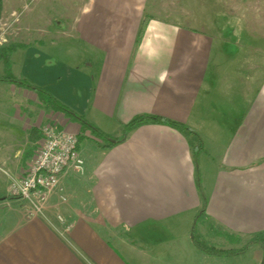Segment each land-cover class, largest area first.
Listing matches in <instances>:
<instances>
[{"label":"crops","instance_id":"obj_1","mask_svg":"<svg viewBox=\"0 0 264 264\" xmlns=\"http://www.w3.org/2000/svg\"><path fill=\"white\" fill-rule=\"evenodd\" d=\"M146 2L92 0L69 39L37 40L14 53L15 76L116 141L83 131L36 90L0 85L12 95L13 111L0 127L1 166L20 157L23 174L34 154L27 155L35 145L32 129L50 116L40 118L17 96L51 109L52 118L82 134L78 147L86 161L85 174L68 170L56 189L75 188L68 206L53 192L44 215L28 216L14 204L18 199L0 198V264H262L260 246L249 257L258 245L241 254H208L194 244L193 228L203 204L199 173L207 205L196 230L206 221L240 238L264 231V73L256 77L223 40L158 18L137 43ZM140 115L197 131L204 143L199 171L189 138L177 128L145 123L126 134ZM84 137L96 143L85 147Z\"/></svg>","mask_w":264,"mask_h":264},{"label":"rangeland","instance_id":"obj_2","mask_svg":"<svg viewBox=\"0 0 264 264\" xmlns=\"http://www.w3.org/2000/svg\"><path fill=\"white\" fill-rule=\"evenodd\" d=\"M91 2L92 0H3L0 16V48H8L12 44L26 45L17 47L12 52L11 71L13 72L14 53L18 51L17 54H19L21 49L28 48L27 43L59 37H62L64 41L69 39L73 33V23L78 15L91 5ZM144 14L151 19L169 21L207 33L216 40H223L227 44L224 49L237 53L241 58V63L250 62L248 66L250 71L257 74L256 77L264 73V0H147L144 5ZM66 46H68L67 43L63 42L60 48L67 49ZM5 69L4 61L0 60V75L5 73ZM6 83L8 82H0V85ZM2 93L0 92V127H5L4 122L13 114L11 104L8 103V97L12 95ZM16 99L27 109L32 108L39 113L40 118H43L45 113L50 114L44 121H41L38 127L40 137L35 143V153L43 138V127L54 122L59 123L60 118H52L51 109L41 104H31L21 96H17ZM62 127L77 133L64 125ZM95 143L92 139L83 138L85 147ZM17 165H21L20 157L10 159L7 165H0L1 199H5L6 196L15 197L10 193V184L12 178L18 177L23 170ZM74 189L69 192L64 189L62 193L60 190L54 191L62 206L65 204L68 206L71 203V197L76 196ZM60 193L66 198L69 196L70 199L63 201L59 198ZM12 199H18V202L14 203L17 207H25L19 198ZM201 223L202 225H199L195 231L198 237L210 245L239 248L249 239L238 237L241 239L240 243L231 242L224 235L225 232L214 227L210 222L202 221ZM232 238L234 240L237 237L232 236ZM255 250H260V247L252 249L249 257H254L257 253Z\"/></svg>","mask_w":264,"mask_h":264},{"label":"built area","instance_id":"obj_3","mask_svg":"<svg viewBox=\"0 0 264 264\" xmlns=\"http://www.w3.org/2000/svg\"><path fill=\"white\" fill-rule=\"evenodd\" d=\"M79 143V134L66 130L59 123L43 127L42 141L26 170L12 178L10 184V193L23 202L28 216L44 215L50 196L68 170L85 174L86 161ZM61 199L67 200L62 194ZM59 220L66 231L71 229V224L63 216L59 215Z\"/></svg>","mask_w":264,"mask_h":264},{"label":"trees","instance_id":"obj_4","mask_svg":"<svg viewBox=\"0 0 264 264\" xmlns=\"http://www.w3.org/2000/svg\"><path fill=\"white\" fill-rule=\"evenodd\" d=\"M2 7H3V0H0V16H1ZM150 19L151 18H148L146 14L144 15L142 22H141V25H140V29L138 30L139 32H138V36H137V43H140V41L142 40L143 35L145 33V30L147 28V25H148ZM25 46H26L25 44H12L8 48H0V60L4 61L5 68H6L5 73L0 75V82L16 83L19 86L36 90L38 92V94L40 95L41 100L47 106L51 107L55 111L63 112L67 116H70L71 118L75 119L77 122H79L81 124L83 131L88 130L95 137L105 138L106 140L110 141L111 138L109 136H107L105 133H103V131H101L98 127L91 124L90 122H87V119L83 115L76 113L75 111L71 110V108H69L67 105L60 102L56 98H54L44 88L35 85L34 83H32L27 78L17 77L13 74V72L11 71V67H12L11 55H12V52L14 50H16L17 47H25ZM145 123H163V124H167V125H170L172 127H175L178 130H180L181 132H183L189 138V143L192 146V149L194 152L193 155L195 156V162H196V166H197L196 168H197V171H199L198 158H199V154L202 151H204V143H203L202 137L200 136V134L197 131H195V130H193V128H191L185 124L179 123L177 121L161 118L158 116L152 117L149 115H140V116H137L134 119H132V121L126 126V129H125L126 132L125 133L127 134L128 131L133 130L136 127H138L139 125L145 124ZM126 134H125V136H126ZM31 137H32L33 142L36 143L38 138L40 137V132L38 131L37 128L32 129ZM82 137H83L82 134H80L79 135V142L82 140ZM122 139H124V138H122ZM122 139H120V140H122ZM120 140L117 139V141H120ZM109 145H112V143L110 142ZM34 147H35V145L32 147V151H29L27 153V155L30 156L34 153ZM196 180L198 183L200 193L202 195L203 204H202V207L197 214V217H195L196 221H195V226L193 228V239L195 242L194 244H196L202 250L208 252V254L210 253V254L225 255V256L241 254V253L247 252V250L251 246L258 245L263 250V253H262L263 254V262H262V264H264V231L255 233L251 238L248 239V241H245L246 243L243 246H241L240 248H237V249L217 248L216 246L210 245L209 243H206L204 240H202L200 237H198L196 231L194 232V229L196 230V224H198L200 222V218L205 215L207 198H206L205 193H203L204 191H203V188L201 185V178H200L199 173L197 175ZM6 198H18V197L6 196ZM224 235L226 237H228L231 242L240 243V241H241V239L238 237L233 240L232 236L228 233H225Z\"/></svg>","mask_w":264,"mask_h":264},{"label":"water","instance_id":"obj_5","mask_svg":"<svg viewBox=\"0 0 264 264\" xmlns=\"http://www.w3.org/2000/svg\"><path fill=\"white\" fill-rule=\"evenodd\" d=\"M112 142L116 141L115 139H110Z\"/></svg>","mask_w":264,"mask_h":264}]
</instances>
